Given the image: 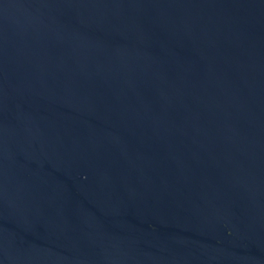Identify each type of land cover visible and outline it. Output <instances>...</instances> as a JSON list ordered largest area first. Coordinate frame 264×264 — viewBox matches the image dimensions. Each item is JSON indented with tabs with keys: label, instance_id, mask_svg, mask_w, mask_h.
Returning <instances> with one entry per match:
<instances>
[{
	"label": "water",
	"instance_id": "water-1",
	"mask_svg": "<svg viewBox=\"0 0 264 264\" xmlns=\"http://www.w3.org/2000/svg\"><path fill=\"white\" fill-rule=\"evenodd\" d=\"M0 264H264V0H0Z\"/></svg>",
	"mask_w": 264,
	"mask_h": 264
}]
</instances>
